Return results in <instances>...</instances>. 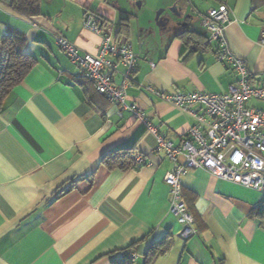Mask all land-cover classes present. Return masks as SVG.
Here are the masks:
<instances>
[{
    "label": "crops",
    "instance_id": "1",
    "mask_svg": "<svg viewBox=\"0 0 264 264\" xmlns=\"http://www.w3.org/2000/svg\"><path fill=\"white\" fill-rule=\"evenodd\" d=\"M37 1L35 16L0 2V58L3 39L16 36L37 60L0 110V264H112L136 243L134 264H145L154 244L164 251L153 264H264V195L204 169L188 171L182 194L198 233L185 240L164 181L173 162L130 110L77 78L55 39L96 54L102 35L85 27L87 17L113 26L112 42L129 43L138 56L127 103L180 145L194 118L147 87L228 91L236 74L218 62L201 23L223 4L230 50L246 61L253 83L264 84V0ZM159 8L183 13L177 20L186 25L159 30ZM126 149L142 154L139 168L105 167V156Z\"/></svg>",
    "mask_w": 264,
    "mask_h": 264
},
{
    "label": "built area",
    "instance_id": "2",
    "mask_svg": "<svg viewBox=\"0 0 264 264\" xmlns=\"http://www.w3.org/2000/svg\"><path fill=\"white\" fill-rule=\"evenodd\" d=\"M100 21L90 15L84 23L86 28L102 35L96 54L81 53L76 44L60 36H55L56 43L78 69L77 78L92 83L96 91L110 102L130 110L156 138L158 150H163L173 162V168L166 173L164 181L171 195L170 212L183 227L181 236L188 240L198 233L182 194L183 177L190 170L204 169L222 180L264 195V84L253 83L246 61L228 46V6L223 4L210 10L201 22L207 33L206 43L218 47V62L232 68L236 74L228 91L163 94L147 87L157 97L194 118L195 124L180 145L166 140L138 106L127 103V91L134 81L138 56L129 43L120 40L113 43V26L103 25ZM261 41L264 45V31ZM119 65L125 67L123 72ZM116 75L120 76L118 84ZM196 106L202 109L196 110ZM133 158L137 164L143 161L141 153L134 154ZM130 258L135 260L136 254L131 253Z\"/></svg>",
    "mask_w": 264,
    "mask_h": 264
},
{
    "label": "trees",
    "instance_id": "3",
    "mask_svg": "<svg viewBox=\"0 0 264 264\" xmlns=\"http://www.w3.org/2000/svg\"><path fill=\"white\" fill-rule=\"evenodd\" d=\"M6 1L11 2V4L18 11L26 15H37V0ZM100 22L103 25H106L105 20L101 19ZM127 26L126 28L128 29ZM122 31L123 29H121V32ZM24 44L25 40L16 36L5 37L2 41V56L0 58V110L4 105L6 96L25 80L37 63V60L34 57L23 52ZM133 156V150H118L105 156L103 158V164L109 170L118 169L122 172H127L131 169L139 168V164L134 161ZM136 245L137 243L122 250V257L112 260V264H134L130 255L131 249H133ZM163 251V249H160L156 246V244H154L146 255L145 264H153Z\"/></svg>",
    "mask_w": 264,
    "mask_h": 264
},
{
    "label": "water",
    "instance_id": "4",
    "mask_svg": "<svg viewBox=\"0 0 264 264\" xmlns=\"http://www.w3.org/2000/svg\"><path fill=\"white\" fill-rule=\"evenodd\" d=\"M164 9L163 10H160V11H158V13H157V15H156V21H157V23L159 24V26H172V27H174V23L175 22H177V21H175L174 22V20L175 19H180V18H183V16H184V14L183 13H178V12H176L174 9L172 10L174 13V17H175V19L171 16V15H166V16H164V17H162V14L164 13ZM186 17H188V16H186ZM186 25V23L184 24V23H182V22H178V25Z\"/></svg>",
    "mask_w": 264,
    "mask_h": 264
},
{
    "label": "rangeland",
    "instance_id": "5",
    "mask_svg": "<svg viewBox=\"0 0 264 264\" xmlns=\"http://www.w3.org/2000/svg\"><path fill=\"white\" fill-rule=\"evenodd\" d=\"M164 8H159L158 10H156V12H155V17H154V22H155V24H156V26H159V24L157 23V21H156V15H157V13H158V11H160V10H163ZM173 10V8H168V10H166V11H164V13L162 14V17H164V16H166L167 14L168 15H171L174 19H175V17H174V12L172 11ZM165 18V17H164ZM175 21H177V22H175ZM174 28L176 29V30H179L180 29V27H178L179 25H178V20L177 19H175L174 20ZM159 28V30H160V26L158 27Z\"/></svg>",
    "mask_w": 264,
    "mask_h": 264
}]
</instances>
